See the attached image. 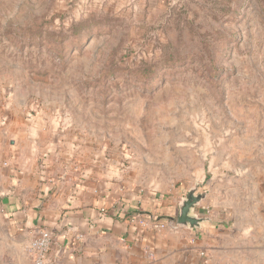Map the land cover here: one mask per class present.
<instances>
[{
  "label": "rangeland",
  "instance_id": "obj_1",
  "mask_svg": "<svg viewBox=\"0 0 264 264\" xmlns=\"http://www.w3.org/2000/svg\"><path fill=\"white\" fill-rule=\"evenodd\" d=\"M0 132L59 178L156 200L167 226L194 187L193 213L223 222L264 177V0H0ZM226 235L199 264H254ZM33 240L0 217V264H34Z\"/></svg>",
  "mask_w": 264,
  "mask_h": 264
},
{
  "label": "crops",
  "instance_id": "obj_2",
  "mask_svg": "<svg viewBox=\"0 0 264 264\" xmlns=\"http://www.w3.org/2000/svg\"><path fill=\"white\" fill-rule=\"evenodd\" d=\"M21 155L18 142L8 144L0 132V217L6 231L23 241L49 230L47 264H199L205 251L209 256L216 252V244L207 239L220 224L229 229L226 237L254 249L252 263L264 264L263 176L255 178L249 195L225 204L229 210L223 222L218 213L195 231L154 229L153 220L167 215L156 200L134 192L109 194L69 176L59 178L34 160L25 163Z\"/></svg>",
  "mask_w": 264,
  "mask_h": 264
},
{
  "label": "water",
  "instance_id": "obj_3",
  "mask_svg": "<svg viewBox=\"0 0 264 264\" xmlns=\"http://www.w3.org/2000/svg\"><path fill=\"white\" fill-rule=\"evenodd\" d=\"M205 198L204 193H198L196 187L190 189L185 198L178 205L176 225L179 228H187L192 231L199 229L201 224L209 222L208 218H200L193 213V210Z\"/></svg>",
  "mask_w": 264,
  "mask_h": 264
},
{
  "label": "built area",
  "instance_id": "obj_4",
  "mask_svg": "<svg viewBox=\"0 0 264 264\" xmlns=\"http://www.w3.org/2000/svg\"><path fill=\"white\" fill-rule=\"evenodd\" d=\"M143 226L146 225L144 223H141ZM165 226H167V223H160L156 220H153L151 223V227L154 229H162ZM174 228V226H171ZM78 241H81L83 239L82 235H78L76 237ZM52 241V233L49 230H39L36 233V237L30 244V251L34 257V264H47V256L49 252V248ZM150 257L151 255L148 254Z\"/></svg>",
  "mask_w": 264,
  "mask_h": 264
}]
</instances>
